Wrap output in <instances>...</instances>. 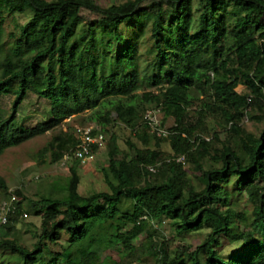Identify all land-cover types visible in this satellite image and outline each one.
Wrapping results in <instances>:
<instances>
[{
  "label": "trees",
  "instance_id": "obj_1",
  "mask_svg": "<svg viewBox=\"0 0 264 264\" xmlns=\"http://www.w3.org/2000/svg\"><path fill=\"white\" fill-rule=\"evenodd\" d=\"M144 1L102 9L94 0H0V99L13 97L10 113L0 114V157L87 113L85 122L96 123L93 135L111 133L108 170H102L108 192L83 197L80 163L72 160L64 198L27 201L35 215L43 214L33 247L0 239V251L17 264H100L101 251L131 254L153 220L168 221L179 235L208 230L195 249L183 246L173 254L161 243L154 249L157 264H264V0H202L197 33L185 26L193 0H153L149 12L140 8ZM83 8L103 18L85 28ZM27 11L29 20L7 33L8 19ZM135 17L152 21L143 62L140 30L125 34L122 28ZM30 93L49 103L48 118L24 127L16 118ZM148 107L161 109L163 124L174 120L173 135L150 133L143 120ZM245 117L262 125L261 132L246 130ZM118 124L135 137L127 149L113 133ZM217 127L224 138L215 133L210 142L193 141L197 131ZM68 128L41 151L50 152L53 163L76 150L78 129ZM167 140L173 154L165 158L161 143ZM179 156L202 173L198 184L177 163ZM230 186L246 195L251 211L234 206ZM0 190H9L1 173ZM15 192L17 211L2 232L11 233L24 214ZM124 200L132 211H124ZM63 232L67 246L53 251ZM148 239L154 241L149 233Z\"/></svg>",
  "mask_w": 264,
  "mask_h": 264
},
{
  "label": "rangeland",
  "instance_id": "obj_2",
  "mask_svg": "<svg viewBox=\"0 0 264 264\" xmlns=\"http://www.w3.org/2000/svg\"><path fill=\"white\" fill-rule=\"evenodd\" d=\"M51 1V0H48ZM95 5L99 8H108L112 5L122 4L128 0H94ZM157 2V1H156ZM155 2L153 0L144 1L141 4V9H146L147 12L151 10L152 5ZM202 0H193L191 5L186 8L185 26L190 28V31L197 33L200 29L199 15L202 8ZM164 9L168 10L165 13L164 18L167 20L171 13L169 11V6L164 5ZM31 12L27 11L25 13H16L10 17L6 23V32L10 33L13 31L16 24L23 25L31 17ZM81 16L83 17V26L86 28L90 23L100 21L103 17L99 12H92L88 8H83L81 11ZM151 26L152 21L146 20L144 18H136L132 22H129L127 26L123 25V32L133 34L135 31L139 32L140 36L138 38L139 42V52L141 55L142 62L146 60V48L152 45L151 40ZM135 29V30H134ZM143 67L145 66L144 63ZM155 88H148L146 91H155ZM144 89H140L139 93H142ZM244 92H249L244 90ZM13 97L4 96L0 99V114L6 116L10 113V106ZM148 109H153V107H148ZM49 103L43 99L38 98L34 94H29L23 104L19 109V113L16 118V122L24 127H31L38 123L45 122L48 118ZM252 113V112H251ZM257 113H254L256 115ZM89 113L83 117H76L72 120H66L63 125L59 126L53 131L48 132L45 135L37 136L32 138L17 147H12L8 149L0 157V173L6 180L8 186V193L3 194L0 190V207L3 201H5L11 192L19 191L21 193V203L24 213L28 214V217H19L13 226L11 233L6 231H0V239H14L17 240L27 247L32 248L33 245L38 241V236L40 234V227L43 214L40 216L35 215L29 208L30 205L27 203L28 200L38 201L42 196H52L54 198H64L66 193L63 191V186L67 183L68 178H70V166L60 167L59 163H53L51 158V153L46 152L42 154V150L48 148L53 138L68 130V127L73 129H80L83 127H96V123L93 121L91 123L85 122L88 118ZM115 118V116H114ZM161 118L164 120L163 115ZM173 119H167L164 121V126L171 128L174 125ZM208 126L212 129L215 127V123L212 119H208ZM243 126L249 132L258 134L263 129L262 125L256 124L254 121L249 120L243 122ZM209 129L207 133L199 132L207 137H212L215 133H218L221 138H224V133L221 128L217 127L216 131ZM113 133L118 138V144L121 149H127V140L133 139L134 135L132 132L121 124H118L114 129ZM77 132V131H76ZM78 133V132H77ZM111 133L107 134V139ZM79 138V134L77 135ZM135 138V137H134ZM108 143V142H107ZM161 150L165 153V158L173 154L169 141H163L161 143ZM108 147L97 152L96 157L89 164L78 168V173L81 177L79 192L83 197L91 195L95 192H108V187L103 177L102 170H108ZM189 177L194 181V184H198L199 178H201L202 173L196 170L187 168ZM230 192L233 196L234 205L239 210L251 211L252 207L249 204L245 194H239L234 186H230ZM23 197V199H22ZM124 211H132L133 203L131 201L124 200L121 205ZM118 227L122 224L118 222ZM131 226L126 227L129 229ZM124 229V230H125ZM148 233L154 237V241L150 243L148 239ZM148 233L142 235L135 242L134 253L119 255L115 250L101 251V263L100 264H157V256L154 254V249L160 247L159 245L166 242L168 249L174 254L176 249L186 246L188 248L195 249L197 246L202 244L208 235V230L203 229L197 232L179 235L171 226L168 221L159 222L153 220L149 226ZM61 240L57 245H52L53 251H61L64 246H67L69 236L67 233L63 232ZM224 244H228V241L223 240ZM151 244L152 251L151 253ZM49 259L48 257L46 258ZM108 262V263H107ZM42 263V260L39 264ZM0 264H17L13 259L12 255L8 251H0Z\"/></svg>",
  "mask_w": 264,
  "mask_h": 264
},
{
  "label": "built area",
  "instance_id": "obj_3",
  "mask_svg": "<svg viewBox=\"0 0 264 264\" xmlns=\"http://www.w3.org/2000/svg\"><path fill=\"white\" fill-rule=\"evenodd\" d=\"M161 115H163L161 109H149L144 113L143 120L147 124L152 135H155L158 138H169L171 135H173V133L170 131V128L164 126ZM245 121H248L247 117H245L243 122ZM174 126H176L175 123L173 126H171V128ZM230 127L231 124L228 126V128ZM93 129L94 127L92 126L78 129L79 143L76 147V150L74 151L73 156L69 155L68 153L63 155L61 160L58 162L60 167H68L69 163H71L74 159L78 160L80 165L85 166L94 160L98 151L105 149L107 136L103 133L93 135ZM196 135L197 136L193 141H195L197 137H200L207 142L212 140V137H207L203 134L197 133ZM176 161L177 163L182 164L184 168H188L185 156L177 157ZM147 169L151 173H155L157 171L156 167L154 166H149ZM17 202L18 198L15 193H11L9 198L2 202L0 207V231L5 225H7L10 216L16 213ZM23 216L26 218L28 217L26 213L23 214ZM144 219H147V217H144Z\"/></svg>",
  "mask_w": 264,
  "mask_h": 264
},
{
  "label": "clouds",
  "instance_id": "obj_4",
  "mask_svg": "<svg viewBox=\"0 0 264 264\" xmlns=\"http://www.w3.org/2000/svg\"><path fill=\"white\" fill-rule=\"evenodd\" d=\"M11 193H15V194H16V192H11ZM16 196H17V195H16ZM8 198H9V197H8ZM8 198H7V199H8ZM17 198H18V196H17ZM18 201H19V198H18ZM24 214H25V213H24ZM26 214H27V213H26ZM27 215H28V214H27Z\"/></svg>",
  "mask_w": 264,
  "mask_h": 264
}]
</instances>
